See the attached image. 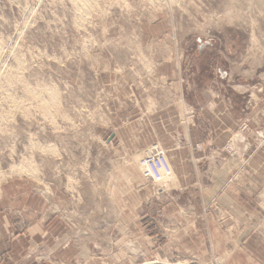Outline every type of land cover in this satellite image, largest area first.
I'll return each instance as SVG.
<instances>
[{
	"label": "rangeland",
	"instance_id": "374dc122",
	"mask_svg": "<svg viewBox=\"0 0 264 264\" xmlns=\"http://www.w3.org/2000/svg\"><path fill=\"white\" fill-rule=\"evenodd\" d=\"M0 113L3 264H264V0H0Z\"/></svg>",
	"mask_w": 264,
	"mask_h": 264
},
{
	"label": "crops",
	"instance_id": "0c3cea01",
	"mask_svg": "<svg viewBox=\"0 0 264 264\" xmlns=\"http://www.w3.org/2000/svg\"><path fill=\"white\" fill-rule=\"evenodd\" d=\"M129 128V127H128ZM12 191H10L9 185L2 186L0 188V263H5L6 259L15 254L14 245L17 243L28 240V234H32V231L37 228H42L45 224L35 225L26 234L23 232L18 233V217L15 214V209H20L12 204ZM13 200V199H12ZM15 200V199H14ZM15 208V209H14ZM20 230V229H19ZM14 234V235H13ZM29 234V236H30ZM13 235V236H12ZM16 235V237H14ZM12 264H16L12 263Z\"/></svg>",
	"mask_w": 264,
	"mask_h": 264
},
{
	"label": "bare ground",
	"instance_id": "6f19581e",
	"mask_svg": "<svg viewBox=\"0 0 264 264\" xmlns=\"http://www.w3.org/2000/svg\"><path fill=\"white\" fill-rule=\"evenodd\" d=\"M9 99H10V98H9ZM7 101H8V100H7ZM12 101H13V100H12ZM12 101H11V102H12ZM9 102H10V101H9ZM1 115H2V113H0V116H1Z\"/></svg>",
	"mask_w": 264,
	"mask_h": 264
}]
</instances>
